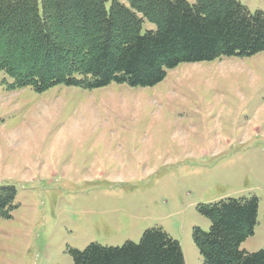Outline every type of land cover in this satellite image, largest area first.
<instances>
[{
	"label": "rangeland",
	"instance_id": "374dc122",
	"mask_svg": "<svg viewBox=\"0 0 264 264\" xmlns=\"http://www.w3.org/2000/svg\"><path fill=\"white\" fill-rule=\"evenodd\" d=\"M240 1L264 12V0ZM12 82L0 71V186L16 189L0 264H75L71 249L138 243L154 227L186 264H206L199 206L225 198L259 199L241 248L264 249V51L181 63L147 87Z\"/></svg>",
	"mask_w": 264,
	"mask_h": 264
},
{
	"label": "trees",
	"instance_id": "16d2710c",
	"mask_svg": "<svg viewBox=\"0 0 264 264\" xmlns=\"http://www.w3.org/2000/svg\"><path fill=\"white\" fill-rule=\"evenodd\" d=\"M0 0V71L12 88L44 92L58 84L93 89L112 82L153 86L181 63L264 51V12L240 0ZM146 21L154 24L143 32ZM13 185L0 186V216L9 215ZM209 231L194 241L206 264H264V249L248 252L259 199L202 204ZM75 264H186L180 242L163 228L140 242L91 243L70 250Z\"/></svg>",
	"mask_w": 264,
	"mask_h": 264
}]
</instances>
